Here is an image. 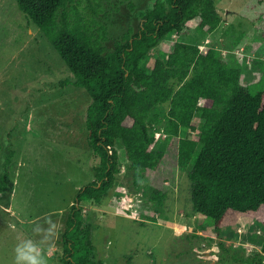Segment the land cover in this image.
<instances>
[{"label":"trees","instance_id":"obj_1","mask_svg":"<svg viewBox=\"0 0 264 264\" xmlns=\"http://www.w3.org/2000/svg\"><path fill=\"white\" fill-rule=\"evenodd\" d=\"M15 1L72 73L66 83L90 97L85 128L98 158L96 179L77 192L70 208L61 264H107L97 259L81 202L101 204L122 161L134 185L147 181L152 204L162 207L174 172L190 168L192 207L215 231L242 219L264 227V91L244 87L241 69L216 48L164 40L183 33L189 22L203 36L212 33L221 22L214 0H155L138 31L129 26L110 49L108 29L83 14L80 0ZM155 49L163 57L143 64ZM160 130L170 138L163 151L155 148ZM261 254L249 263L261 264Z\"/></svg>","mask_w":264,"mask_h":264},{"label":"rangeland","instance_id":"obj_2","mask_svg":"<svg viewBox=\"0 0 264 264\" xmlns=\"http://www.w3.org/2000/svg\"><path fill=\"white\" fill-rule=\"evenodd\" d=\"M80 1L83 14L94 16L108 29L109 49L129 26L138 31L155 2ZM214 1L221 22L212 33L203 36L189 22L183 33L174 32L164 40L194 43L200 50L216 48L230 66L241 69L244 87L264 91V0ZM158 52L152 50L143 64L150 66L163 57ZM72 79L17 2L0 0V177L7 171L6 189L0 193V264H15L17 242L35 238L34 226L47 227L49 218L58 232L53 250H46L49 264H61V239L70 208L77 192L96 179L98 158L89 149L85 128L90 97L66 83ZM195 120L200 121L199 114ZM154 137L155 148L165 150L170 138L162 130ZM126 167L122 161L101 204L81 202L97 259L107 264H250L254 255L261 254L264 227L259 222L242 219L215 231L209 218L194 211L190 168L174 172L159 207L148 201L147 181L134 185Z\"/></svg>","mask_w":264,"mask_h":264},{"label":"clouds","instance_id":"obj_3","mask_svg":"<svg viewBox=\"0 0 264 264\" xmlns=\"http://www.w3.org/2000/svg\"><path fill=\"white\" fill-rule=\"evenodd\" d=\"M47 227L37 224L33 228L35 238H27L17 242L15 264H49L47 252H51L54 242L58 238L57 226L50 218ZM47 250V252H46Z\"/></svg>","mask_w":264,"mask_h":264}]
</instances>
